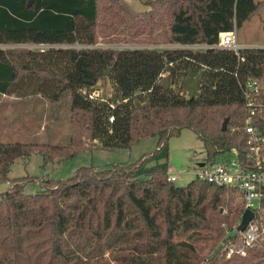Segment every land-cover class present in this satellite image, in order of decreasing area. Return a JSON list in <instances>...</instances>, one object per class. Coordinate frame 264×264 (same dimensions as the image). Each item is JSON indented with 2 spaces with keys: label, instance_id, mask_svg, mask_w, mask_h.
Instances as JSON below:
<instances>
[{
  "label": "trees",
  "instance_id": "trees-1",
  "mask_svg": "<svg viewBox=\"0 0 264 264\" xmlns=\"http://www.w3.org/2000/svg\"><path fill=\"white\" fill-rule=\"evenodd\" d=\"M147 5L137 13L122 0H0V93L56 101L70 92L67 144L0 142V182L9 183L0 195V264H264V235L245 255L227 256L243 213L236 189L167 179L169 140L182 129L202 141L205 162L234 147L255 167L243 85L264 83V48L217 44L264 0ZM107 80L110 96L89 97ZM250 124L264 137V106ZM154 136L156 148L132 163L45 177L33 194L24 188L38 178L8 176L34 152L46 165Z\"/></svg>",
  "mask_w": 264,
  "mask_h": 264
},
{
  "label": "rangeland",
  "instance_id": "rangeland-1",
  "mask_svg": "<svg viewBox=\"0 0 264 264\" xmlns=\"http://www.w3.org/2000/svg\"><path fill=\"white\" fill-rule=\"evenodd\" d=\"M133 12L149 10L148 0H122ZM236 42L239 46L264 48V7L245 20L236 28ZM101 96L108 97L112 92V83L107 80L97 85ZM21 120L24 130L16 128ZM70 92L65 91L56 101H47L42 97L15 98L0 93V139L64 145L70 135ZM14 123H17L14 124ZM158 138L148 137L132 144L129 148L117 149H84L73 157H56L46 165L39 152L28 158L16 159L10 167L9 178L31 176L38 181L26 184L24 191L33 194L42 187V178L66 179L74 171L86 165L98 169L107 168L116 163H132L141 156L152 152ZM226 153L225 158H230ZM205 151L202 141L190 129H182L169 140V172L176 175L174 184L184 186L196 178L199 164L205 162ZM218 161V158L216 159ZM8 182H0V195L8 187ZM236 200L240 201L239 196ZM257 217L264 221V209L256 211Z\"/></svg>",
  "mask_w": 264,
  "mask_h": 264
},
{
  "label": "built area",
  "instance_id": "built-area-1",
  "mask_svg": "<svg viewBox=\"0 0 264 264\" xmlns=\"http://www.w3.org/2000/svg\"><path fill=\"white\" fill-rule=\"evenodd\" d=\"M37 47L44 48L46 46ZM200 47L193 46V48ZM217 47L235 52L241 49V46L236 42V29L222 32ZM243 96L248 112L245 121V130L248 135L247 144L255 167H245L238 159L237 149L233 147L227 152L232 154L230 158H225V153L218 158V161L203 162L202 165H199L200 170L195 173L196 178L236 189L243 206V212L250 209L254 213L253 218L243 231H237L241 218L238 221L234 230L238 232L235 240L240 243V246L237 247V241L230 240L226 247L227 256L233 253L245 255V248L252 247L258 238L264 235V221L259 219L256 213L261 209V201L264 197V137H261L257 128L250 124L252 116L261 111L264 106L261 98L264 97V83L257 79H248L243 85ZM89 97L98 98L99 92L97 90L90 91ZM109 120L112 121L113 118L110 117ZM167 179L174 183L176 175L169 172Z\"/></svg>",
  "mask_w": 264,
  "mask_h": 264
},
{
  "label": "water",
  "instance_id": "water-1",
  "mask_svg": "<svg viewBox=\"0 0 264 264\" xmlns=\"http://www.w3.org/2000/svg\"><path fill=\"white\" fill-rule=\"evenodd\" d=\"M31 2H29L30 5ZM227 123H228V119L225 118L222 122V126H221V130L225 131L227 129ZM199 165H202V163H200ZM253 211H251L250 209H246L244 210L242 216H241V220L237 226V231H243L246 227V225L248 224V222L253 218Z\"/></svg>",
  "mask_w": 264,
  "mask_h": 264
},
{
  "label": "crops",
  "instance_id": "crops-1",
  "mask_svg": "<svg viewBox=\"0 0 264 264\" xmlns=\"http://www.w3.org/2000/svg\"><path fill=\"white\" fill-rule=\"evenodd\" d=\"M255 1H261V0H255ZM241 48H250V47H249V46H243V47H241ZM18 121H19L20 125H17V123H14V124L17 125L16 128L24 130V127L22 126V122H21V120H18ZM5 141H9V140L0 139V142H5ZM18 141H19V140H18ZM22 142H24V141H22Z\"/></svg>",
  "mask_w": 264,
  "mask_h": 264
}]
</instances>
